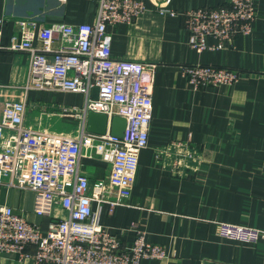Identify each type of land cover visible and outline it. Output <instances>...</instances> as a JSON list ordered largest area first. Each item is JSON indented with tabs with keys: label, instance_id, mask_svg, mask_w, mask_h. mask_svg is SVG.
Returning <instances> with one entry per match:
<instances>
[{
	"label": "crops",
	"instance_id": "obj_1",
	"mask_svg": "<svg viewBox=\"0 0 264 264\" xmlns=\"http://www.w3.org/2000/svg\"><path fill=\"white\" fill-rule=\"evenodd\" d=\"M143 1L147 9L139 18L107 30L113 59L155 65L148 145L139 153L131 196L111 210L103 204L100 224L123 246L142 232L168 254L141 264H264V241L243 244L217 235L220 223L264 230V0H254L248 35L221 48L208 38L212 48L201 52L188 44L184 14L228 7L231 0H171L175 15L158 12L161 0ZM97 8L98 0H0V120L5 103L21 102L25 127L78 133L71 111L78 105H67L62 97H81L83 103V96L26 89L28 54L5 48L18 34V20L33 21L36 32L53 24H91ZM189 65L228 68L241 77L231 85L195 88L182 72ZM64 122L77 127L56 131ZM80 169L94 182L105 180L110 167L99 158H82ZM33 197L30 190L0 185V206L45 232L50 218L34 214ZM52 216L67 213L54 206ZM26 252L31 255L34 248ZM0 264L34 261L0 253Z\"/></svg>",
	"mask_w": 264,
	"mask_h": 264
},
{
	"label": "built area",
	"instance_id": "obj_2",
	"mask_svg": "<svg viewBox=\"0 0 264 264\" xmlns=\"http://www.w3.org/2000/svg\"><path fill=\"white\" fill-rule=\"evenodd\" d=\"M170 2L156 4L158 12L175 15ZM146 9L143 0H98L91 24H53L36 32L33 21H16L18 34L5 49L28 54L26 89L78 94L83 103L71 109L78 122L76 135L25 127V104L5 103L0 120V185L30 190L34 214L50 221L43 232L12 208L0 206V253L31 257L34 264H141L144 259L168 257L142 232L130 246H123L99 221L103 204L111 210L131 196L138 156L148 145L155 71L154 64L113 59L107 26L132 23ZM184 16L191 48L198 52L212 48L206 44L208 38L217 39L216 48H221V43L251 32L254 0H231L228 7L199 8ZM2 24L0 19V29ZM182 72L195 88L231 85L239 79L235 70L208 65L183 66ZM90 112L106 116L105 133L87 130ZM114 117L126 120L121 138L111 134ZM82 158L107 162V178L91 182L80 169ZM54 206L67 216L53 217ZM217 235L243 244L264 241V230L234 224H218ZM28 247L34 248L31 255Z\"/></svg>",
	"mask_w": 264,
	"mask_h": 264
},
{
	"label": "water",
	"instance_id": "obj_3",
	"mask_svg": "<svg viewBox=\"0 0 264 264\" xmlns=\"http://www.w3.org/2000/svg\"><path fill=\"white\" fill-rule=\"evenodd\" d=\"M93 98L96 97V89L93 90ZM107 118L105 115L90 112L87 116V130L97 134H103L106 131ZM126 127V120L120 117H114L111 120V134L116 137H123Z\"/></svg>",
	"mask_w": 264,
	"mask_h": 264
},
{
	"label": "rangeland",
	"instance_id": "obj_4",
	"mask_svg": "<svg viewBox=\"0 0 264 264\" xmlns=\"http://www.w3.org/2000/svg\"><path fill=\"white\" fill-rule=\"evenodd\" d=\"M237 73H238V78H240L241 77L240 72L237 71ZM62 100H63V103L68 102L67 105H70V104L74 105L75 104V105L79 106V105L82 104V98L81 97H73V96H71V97H62ZM59 126L61 128L55 129L56 131L70 130L72 128L76 129L77 124L76 123L72 124V123L64 122V123L59 124Z\"/></svg>",
	"mask_w": 264,
	"mask_h": 264
}]
</instances>
